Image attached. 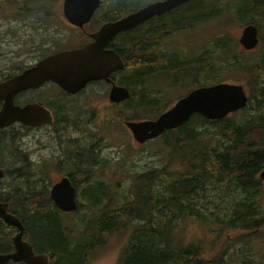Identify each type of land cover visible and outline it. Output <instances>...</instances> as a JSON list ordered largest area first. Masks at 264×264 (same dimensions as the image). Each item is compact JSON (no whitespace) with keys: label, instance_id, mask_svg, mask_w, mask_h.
<instances>
[{"label":"trees","instance_id":"16d2710c","mask_svg":"<svg viewBox=\"0 0 264 264\" xmlns=\"http://www.w3.org/2000/svg\"><path fill=\"white\" fill-rule=\"evenodd\" d=\"M124 1L128 4L129 0ZM145 1H140L139 4H135L134 1L128 8H137ZM49 3L48 0H0V10L9 5L26 13L30 11L29 6L35 4L31 8L32 11L41 8L50 11L46 9ZM195 4L203 5L201 10L203 15L200 18L189 15L177 16L176 13L172 15L173 13L168 12V15L157 18L156 23H161L164 29L167 26L171 29L180 24L190 25L194 20L201 21L208 16L206 5L200 0H194L186 8H191ZM237 4L238 16L247 13L246 15H249L256 24H263L264 0H239ZM124 6L125 3H122L120 9H127ZM151 26L152 20H149L133 30L121 33L122 52L134 54L133 66L132 61L127 60V68L134 70L131 76L128 79L125 70L121 73L125 76L117 81L131 88L133 92L132 97L124 102L129 111L125 110L124 113L134 112L129 118H151L163 110L155 109L156 103L147 99L148 95L152 99H158L156 95L151 94L148 81L153 64L156 67L160 65L159 59L144 49L155 34H160L159 32L153 34L151 30L158 29ZM262 31L259 60H252L249 63L235 60L230 63L227 58L218 59L217 72L220 80L226 77L224 68L232 67L233 71L244 69L243 80L250 93L248 106L234 117L223 121H208L201 115H194L182 126L168 131L165 138L172 148L173 155L177 148L191 149L188 156L174 157L185 170L171 172L163 167L148 170L140 175L134 185V196L132 198L126 196L125 201L128 202H124L120 207L115 204L108 205L110 208L107 211L97 214V224L91 228L90 235H87V232V237H81L86 240L71 243L66 234L68 228L63 226L61 213L52 201L47 186L42 185V179L26 175L32 173L30 170L24 172L16 170L14 174L7 175L6 179L2 180L0 196L12 203L15 201L16 205L12 206V210L23 221L25 231L29 233L36 248L50 255V264H88V260L91 264L97 253L109 245L108 232L115 230L118 223L132 230L133 234L129 235L128 243L124 246L117 264H226L234 258L230 255L238 245L242 246L238 249V254L245 255L254 250L256 242L264 241V213L259 210L260 207L263 208L264 185L258 177L264 167V78H262L264 29ZM223 42V39H220V50L225 49L226 43ZM170 58V62L173 60V63H176L173 57ZM209 59L208 61L214 65V61ZM204 61L206 62V59ZM184 66V70H180L185 72L189 66L185 64ZM150 107L153 109H148ZM152 112L156 113L151 115ZM206 123L217 125V135L203 139L205 129L201 126ZM85 156L86 152L83 151L80 157ZM79 158H73L75 160L69 158L68 162L74 163L77 169L87 172L89 167L86 169L85 167L91 161L80 164L82 159ZM13 159L11 153V161ZM161 186H165V189L162 190ZM211 188L227 191L230 196L239 198L232 209L222 212L221 220L213 219L214 209L211 210V206L206 203L198 205V199L192 201L194 198L202 197L200 195ZM83 190V196L89 198L92 206H95L100 201L98 199L102 200L104 197L105 185L97 181L89 183ZM126 214L128 218L124 216ZM183 217H192L206 224V229L212 236L210 249L207 250L203 246L208 244V238H202L203 245L181 243ZM178 219L182 224L180 222L177 225ZM210 226L211 230L208 229ZM6 227L8 226L0 220V252L12 249L11 232H6ZM14 230L16 229L11 227V231ZM95 248L97 250L91 253ZM257 252H264L261 244ZM242 264L250 262L243 260Z\"/></svg>","mask_w":264,"mask_h":264},{"label":"rangeland","instance_id":"374dc122","mask_svg":"<svg viewBox=\"0 0 264 264\" xmlns=\"http://www.w3.org/2000/svg\"><path fill=\"white\" fill-rule=\"evenodd\" d=\"M134 1H136L135 4H139L140 1L145 0ZM134 1L129 0L127 4L124 0H109L107 2V4L110 3L108 5V9H114V2H123L126 7H129L128 5H132ZM149 1L151 0H147L144 3ZM48 2H51V0H48ZM229 4L230 3L225 2V7ZM34 5L35 4H31L29 7L32 8ZM105 11L106 9L103 12ZM15 13L16 12L14 11L12 14L0 17V74L7 75L14 71H18L25 63L33 61L35 55L30 53V49H28L25 43L27 42L30 44L35 42L40 36H44L40 29V25L38 24L42 22L43 25L45 24L47 16L44 11H32L30 15L22 17L16 16ZM243 19L244 22L251 21V17L249 15H244ZM216 21V24L213 22L203 23L187 33L175 32L173 33L175 37H171V35H169L175 27L170 29L167 26L165 29L168 34L164 31H162L159 35L155 34L158 42V50L165 52L166 50L174 48L173 51H176V54L183 60L187 67L189 66L185 73L174 75L178 76V78L170 77L167 74L150 77L148 82H150L149 86L152 92L151 94L153 96L156 95L158 99H152V97L148 94L147 99L156 103L155 109H165L170 104L174 103L180 96L184 95L190 89V86L196 83H191L190 80H203L207 77L208 73L215 74L214 72L218 71L219 63L214 62L213 65L212 62L208 61L209 55L212 52L211 49H216L212 48L213 42L215 43L218 42V40L220 41V39H225L227 43H229L230 50L219 49L218 55L229 58L230 63L234 60H239V62L243 63L242 60L244 59H246L245 63H249L252 60L260 59L258 49L250 53H246L238 44L239 36L245 24L241 19H238L234 13H227L221 18L216 19ZM66 30L67 29H57L59 35L67 33ZM156 32L158 33V31ZM149 45L151 49L149 53H153L155 51V46L149 44V42L145 45L144 49L148 52ZM136 54L139 53L136 52ZM213 57L215 58V54ZM205 59L206 62L204 61ZM191 67H198L199 70H202H191ZM179 69L184 70V66H181ZM226 70L227 68L224 70V74L226 75L225 80L238 83L243 80L245 74L244 69L229 71L227 74ZM132 71L134 70L131 68L126 69V77L128 79L131 76ZM124 76L125 74H119L120 78ZM188 77H190V79ZM262 78H264V72ZM213 79H216V77L213 76ZM218 79L220 78L218 77ZM156 81L158 82L156 83ZM145 85L148 88V85ZM48 87L49 86L47 84L42 87L40 97L37 95V92H32L33 94L31 95L21 96L19 100L21 102H26L36 101L39 98L43 99L47 95ZM158 87L163 90L164 99L162 96L158 95L161 93V90ZM107 89L108 85L105 83H102L100 86H89L83 92L81 97L76 98L73 103H67V109L71 114L70 116H67L70 119V123L80 120V123L83 122V124L87 127V124L90 122L88 126L90 128L89 141L85 144L82 142L81 145L82 147H85L86 156L79 163L81 164L91 161V163L87 164L85 168L91 167L92 177H94V169L96 168L93 165V160L98 158V156H101L102 158H105L104 163H106L100 168L102 176L100 177L101 180H98L105 185V194L102 200L99 198L98 201H100L98 202V205L96 204L97 206H92L89 198H85L82 193L84 192L83 189L89 183L92 184L97 181H89L86 179L87 182H84V180H82L80 181L82 198L79 203V208L75 210L74 215L64 216V223L66 224L65 227L68 228V230H66V234L71 243H75L76 241L78 242L80 241L79 238L90 235L91 228L95 227L97 224L96 215L107 211L110 208L108 205L111 206L115 204L120 207L124 202L127 203L128 201H125L127 200L125 198L126 196L131 197L134 189V181L141 173L146 170L161 168L165 164H167L168 170H172L171 172L178 168V162H175L172 158L173 156L170 151L172 149L171 146L168 145L165 147L161 138L151 140L144 145H138V143L132 139L130 134L127 132V128L123 126V122L117 118L114 108L111 107V103L108 100V94L104 99H94L92 101L88 100L89 96L94 98L96 93L103 94L105 91L107 92ZM29 91L30 90L24 92ZM56 94L57 90L55 88L50 89V91H48V99L52 100ZM65 101L66 100H60L62 103ZM118 108L126 110V105L122 104ZM148 109L152 110L153 108L150 107ZM122 113H124V111ZM132 113L134 112H130L127 115H131ZM155 113L156 112H152L150 114L154 115ZM70 125L71 124L69 123L67 124V126ZM201 128L205 129L203 131L205 132L203 135H217L216 125L205 124L202 125ZM24 132L25 130H22L20 138L17 139V144L21 147V150L30 155L29 158L33 159L35 163H37V160H40V166L43 165L42 169L49 173V178L52 183L58 179L56 177L58 169H60L63 173H68L70 171L77 172L79 170L74 163H59L58 156L65 154V151L61 147L57 146V143L53 138H45V131L30 130L26 131V133ZM99 133H102L105 138H101ZM4 136L5 138L3 139ZM117 137H122V139L119 140ZM15 138H17L15 129L0 134V162H4L3 166H6L7 164L12 171L11 174H14L16 170H19L18 168L23 164L21 161L16 164L10 163L11 148L8 150L5 149ZM82 147L81 151L83 149ZM190 151V147L177 148L174 150V157L188 156ZM19 155L21 156L20 152ZM8 162L10 164H8ZM20 170L23 171V169ZM5 179L6 177L3 180ZM41 183L44 185L46 184V181L43 180ZM161 188L163 190L165 189V186H161ZM200 196L202 197L194 198L192 201L198 199V205H204L206 203V205L211 206V210L214 209V220L223 219L222 212H225L229 208L232 209L233 205L239 200L238 197L230 196L227 191L217 190L214 188L208 189ZM15 205L14 201L12 206ZM263 208L260 207L259 210L264 213ZM124 216L128 218L127 214ZM183 220L184 224L181 231V243L202 244V238H208V244L202 245L205 249H210L212 236L208 233L206 224L192 217H189L187 220L186 217H183ZM176 221L177 225L181 222L180 219ZM211 228V226L208 227L209 230H211ZM5 230L6 232H11V238L16 232V230L11 231L10 226L6 227ZM115 232L117 235L110 238L108 248L99 253L93 259L92 264H115L120 249L125 242L124 235L130 232L133 233V231L126 229L125 226H121L118 223L115 230H110L108 232V236L110 237ZM25 234L28 239H31L28 232ZM96 250L97 248H95L91 253ZM249 258L260 261L263 256L253 254L239 256L235 254L229 264H241L244 259L253 263V261Z\"/></svg>","mask_w":264,"mask_h":264},{"label":"water","instance_id":"95a60500","mask_svg":"<svg viewBox=\"0 0 264 264\" xmlns=\"http://www.w3.org/2000/svg\"><path fill=\"white\" fill-rule=\"evenodd\" d=\"M103 0H64V14L77 25L83 26L90 21L95 10ZM188 0H164L145 6L117 21L104 24L93 36L95 41L85 48L62 52L37 65L26 69L13 78L0 83V99L4 101L0 109V126L8 125L15 120H22L28 125L47 122L50 113L39 104H27L20 107L14 104L16 94L30 87H37L48 79L61 84L67 91L76 93L88 82L106 79L112 83L109 92L111 102H120L131 97L130 90L113 82L109 75L116 70L124 69L120 56L113 50L106 49V44L120 31L132 29L156 13H162L175 5ZM258 28L255 24L244 27L240 42L246 49H252L259 43ZM248 94L243 84L221 82L209 86H200L180 98L171 108L161 113L156 119L126 121L139 143L162 134L166 129L180 127L188 122L195 113L209 119H223L229 113L242 109L248 104ZM4 170L0 169V178ZM264 180V169L260 173ZM51 197L57 206L64 211L77 208L76 189L68 177H63L51 190ZM0 216L10 225L18 228L23 225L20 219L8 212V205L0 202ZM16 251L0 253V264L9 260L25 261L28 264H48L46 254L36 255L28 241L13 238Z\"/></svg>","mask_w":264,"mask_h":264},{"label":"flooded vegetation","instance_id":"af4514ba","mask_svg":"<svg viewBox=\"0 0 264 264\" xmlns=\"http://www.w3.org/2000/svg\"><path fill=\"white\" fill-rule=\"evenodd\" d=\"M158 0H151L149 2H155ZM194 0H189L187 2L182 3L179 6L174 7L173 9L169 10V13H173L172 15H174L175 13L177 14V16H184V15H189L195 18H200L202 17L203 13H201V10L203 9V5H194L191 8H186L187 5L193 3ZM201 2L205 3V9L207 11V15L206 18L204 17L201 21H192L190 25H182L180 24V26H184V30L186 29V26H190L192 27L194 23H197L195 26H193L192 28H190L187 31H176V32H180V33H187L189 31H192L193 29H195L197 26L203 24V23H207V22H212L213 20H215L218 17V1L217 0H200ZM147 2V3H149ZM192 11H198V14H193ZM168 12L163 14V15H154L152 18H150L149 20H152V26L151 28H156L158 30H151V32H154L153 34L157 33L156 31H158L159 33H161L162 31H164L165 33L168 34V32L165 31L164 26L161 23H156V19L166 16L169 14ZM120 14H116L115 16H117ZM102 16V22L98 23V17L99 14H95L93 19L86 23L84 25V27H79L77 25H71L72 26V33H73V38L71 39V45L69 47H79L82 46L90 41H92V36L91 34H93L94 32H96L99 27L106 21L110 20L109 17L115 18L114 16H110L108 14H104L101 15ZM148 20V21H149ZM205 20V21H203ZM179 26V27H180ZM256 26L258 27L259 32H262V29H264V21L263 24L259 23L256 24ZM130 31V30H129ZM152 34V35H153ZM171 35V37H175L173 34H169ZM167 37V36H166ZM46 39L48 41H53V37H51L50 35L46 36ZM69 42V43H70ZM50 44H53L52 42H50ZM149 44H152L155 46V51L152 53L153 55H155V57H157L160 61V65L158 67H156L153 64V69L151 71V77L153 76H161L162 73L167 74L170 77H175L178 78V76H174L175 74H182L185 73L187 70H185V72L183 70H180L179 68L181 66H184V62L183 60L176 54V51H173V49L170 50H166L165 52H161L160 50H158V42L156 40V37H153L151 40H149ZM121 45H122V37L121 34H118L116 37L113 38V40L108 44V46H106L108 49H113L115 51H118L126 60V63L128 62L127 60H131V65H134L133 62V58H134V54H126L123 53L121 50ZM55 47V45L53 46ZM151 51L150 49V45L148 48V53ZM173 57L176 60V63L170 62V57ZM184 57V56H183ZM167 61L169 63H167ZM185 67V66H184ZM158 68H160V70H158ZM178 69V70H177ZM191 70H195V71H199L198 67L191 69ZM133 72V71H132ZM132 74V73H131ZM113 78L115 77V73H113L111 75ZM3 77V76H1ZM99 82H104V81H97L94 84H97ZM49 87L48 90L50 91V89L55 88L57 90V94L52 98L51 100V104L49 106V111L52 115V121L50 123H45L36 127H32L30 129L24 128V130L26 131H30V130H41V131H45L46 135L45 138H53L58 147H61L64 151L65 154H62L60 156H58V161L59 163H65L68 162L69 158L70 160L77 155L78 158L81 156V154L83 153V151L85 152V147L83 146V149L81 151V145L82 142L83 144H85L86 142L89 141V130H88V125L87 127L85 126V124L80 123L81 121L77 120L74 123H70V119L67 116H70L71 114L69 113L68 109L65 110V106L67 105L66 103H68L69 101L75 99V97L78 95L82 94V91H80L77 94H71L66 90H63L58 84L54 83L53 81H47L46 83ZM48 94V92H47ZM66 100L64 103L60 102ZM74 102V101H73ZM67 108V107H66ZM71 124L70 126H67V124ZM79 124V125H78ZM1 131V130H0ZM26 133V132H25ZM72 141V144L70 143ZM21 156H19L17 158V162H20L24 157L28 158L30 157V155L28 153H23V151L20 152ZM84 157H80L79 159H83ZM41 167V168H40ZM43 165L40 166V160H37V170L38 172L36 173H28L26 175L35 177L37 179H43L44 175L43 172H47L46 170L42 169ZM62 175L64 176V173L58 169L56 172V177L59 179L60 177H62ZM79 175H84V173L81 171L79 173ZM30 178V177H29ZM5 201V200H4ZM79 207V204H78ZM63 226H65L64 222H62ZM26 233V231H25ZM24 238L33 246L34 252L36 254H47L44 251H39L34 242L32 241V239H28L26 237V234L24 235ZM81 242L86 240L84 238H79ZM77 242V243H78ZM14 251V247H12V249L9 252ZM49 255V254H48ZM50 256V255H49ZM51 258V257H50ZM13 262V261H12ZM12 262H8L7 264H26L24 262H20V263H12ZM88 264H89V260H88Z\"/></svg>","mask_w":264,"mask_h":264},{"label":"bare ground","instance_id":"6f19581e","mask_svg":"<svg viewBox=\"0 0 264 264\" xmlns=\"http://www.w3.org/2000/svg\"><path fill=\"white\" fill-rule=\"evenodd\" d=\"M156 2V1H155ZM176 6H179V5H175V6H173L171 9H173L174 7H176ZM258 11V10H257ZM258 28V27H257ZM259 31V30H258ZM149 40V39H148ZM147 48V47H146ZM51 118H52V116H51ZM54 203L56 204V202L54 201ZM56 206H57V204H56ZM79 207H78V205H77V208L75 209V210H77ZM74 210V211H75ZM0 220H2L4 223H5V225H7V226H10V227H13V228H15L16 229V232H15V234L12 236V238H14L16 235L19 237V238H21V239H23V240H25V241H27L25 238H24V235H25V225H24V223H23V225L21 226V227H15V226H13V225H10L3 217H1L0 216ZM46 255H48V254H46ZM49 256V255H48ZM50 257V256H49Z\"/></svg>","mask_w":264,"mask_h":264}]
</instances>
